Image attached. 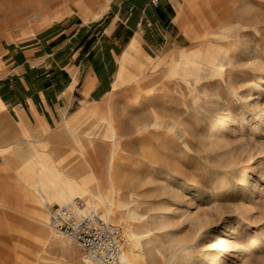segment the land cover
<instances>
[{"label":"rangeland","instance_id":"obj_1","mask_svg":"<svg viewBox=\"0 0 264 264\" xmlns=\"http://www.w3.org/2000/svg\"><path fill=\"white\" fill-rule=\"evenodd\" d=\"M2 1L12 5L0 10V34L12 38L22 31L33 38L53 23L68 28V36L76 29L92 34L90 41L94 38L97 48L108 25L101 22L114 18L112 12L106 14L109 0ZM214 3L222 6L218 7V27H214L215 19L206 18ZM174 4L184 35L199 20L215 24L200 34L208 39L195 44L190 41L183 49L157 50L151 58L134 53L128 64L120 63L126 41L105 43L116 54L109 63L113 68L107 76V91L42 137L30 138V154H9L14 158L11 172L17 174L36 149L30 166L23 170L30 174V191L15 178L13 186L27 194L0 192V264H85L80 248L47 225L48 211L38 198L53 194L60 186L52 172L61 170L62 164L73 165L77 159L87 171L88 148L90 159L100 164L93 170L97 179L91 192L95 206L89 212L123 224L127 238L130 231L137 234L140 248L133 253L142 260L133 264H212L215 259L227 264H264V73L251 65L256 59L264 66V0H175ZM222 27L226 30L218 32ZM202 45L205 52L198 54ZM219 47L232 50L221 60L223 71L218 73L213 55L222 52ZM205 68L210 73L197 72L188 83L182 80L187 77L183 70ZM94 74L97 79L104 76ZM256 85L262 87L257 95ZM222 114H229L232 123L221 138L229 144L233 159L225 150L212 147L205 132ZM109 117L120 136L116 143L109 139L105 123ZM66 131L73 134L84 157L70 147L69 139L68 146L64 144ZM112 152L113 167L133 186L123 180L122 188L116 187L114 209L107 216ZM250 160L256 170L246 175L243 170ZM171 192L184 199L180 209L191 203L199 217L210 216L205 230L210 238L204 239L205 232H196L180 213H171L170 208L175 207ZM76 199L84 205L82 198L74 196ZM55 204L63 205L48 197L47 205ZM241 206L247 209L244 214L237 211ZM224 230L233 231L227 249L213 240Z\"/></svg>","mask_w":264,"mask_h":264},{"label":"crops","instance_id":"obj_2","mask_svg":"<svg viewBox=\"0 0 264 264\" xmlns=\"http://www.w3.org/2000/svg\"><path fill=\"white\" fill-rule=\"evenodd\" d=\"M152 1L109 0L106 14L112 12L114 18L104 19L101 22L108 25L102 38L98 40L97 48L92 42L95 41L94 38L90 41L92 34H82L76 29L73 35L68 36V28L53 23L47 25L33 38H30V33L24 31L15 38L0 34L1 193L27 194L21 187L13 186L15 178L26 186L27 191H30V174L23 173V170L30 166V159L35 156L36 149H33L31 158L19 168L21 171L19 170L17 174L11 172L10 165L14 158L9 155L10 153L30 154V138L42 137L44 132L107 91V76L113 68L109 67V63L112 58L116 59L114 50L108 49L107 44L110 41L127 42L120 63L128 64L134 53L151 58L157 50L165 52L166 49H183L190 41L195 44L208 39L200 38V34L207 32L206 29H211L209 26L215 25L213 22L203 20L204 23H201L199 20L198 24H194L184 35L180 29L175 0H157V4H153ZM233 1L226 0L228 3ZM10 5L12 3L2 1L0 10L11 8ZM218 7L216 3L210 5L206 14L207 19L216 20L217 26L214 27L221 24L219 8L222 6ZM84 25L82 23L81 27ZM162 33L165 35L162 36ZM95 72L100 74V77L104 76L97 79ZM70 134L66 131L64 144L68 146L69 139L72 143L70 147L77 149L79 155L84 157L83 152L71 139V137L74 139L73 134L71 137ZM87 150L89 159L86 162L87 171L77 159H74L73 165L65 163L62 164L61 170H54L63 176V180L74 181L80 188H83V178L93 180L94 185L83 188L82 197L90 211L94 209L90 193L97 184L93 170L100 164H95L90 159V149ZM93 164L97 166L93 167ZM58 184L61 186L60 183ZM60 186H57L53 194L47 193V197L42 195L38 198V202L40 201L39 203L48 211V226L50 211L57 205L48 206V197L56 199L61 204ZM43 193L46 191L44 190ZM41 217L45 218L44 215Z\"/></svg>","mask_w":264,"mask_h":264},{"label":"bare ground","instance_id":"obj_3","mask_svg":"<svg viewBox=\"0 0 264 264\" xmlns=\"http://www.w3.org/2000/svg\"><path fill=\"white\" fill-rule=\"evenodd\" d=\"M245 13H247L248 14V12H249V9L247 8V9H245ZM247 14H245V15H247ZM224 27H225V25H224ZM224 27H222L221 29H219V31L218 32H222V31H225L226 29L224 28ZM238 29V28H237ZM243 29H241V31H242ZM235 31V30H234ZM227 33H230V32H227ZM221 36V35H220ZM229 40V39H228ZM226 44V43H225ZM228 47V46H227ZM220 49H222V52L221 51H217L215 54L216 55H213V60H216L217 61V67H218V70H217V72L219 73V72H222L223 71V65L220 63L221 62V60H224V59H227L228 58V56L230 55V51L232 50V49H230V48H225V47H219ZM218 48V49H219ZM203 53V52H205V48L203 47V45L201 46V48L198 50V54L199 53ZM207 52V51H206ZM197 54V56L196 57H198V56H200V55H198ZM185 57V56H184ZM256 60V59H255ZM255 60H253L252 62H251V65L253 66V68H254V70H256V71H261V72H263L264 73V66L262 67L261 66V63L260 62H258V61H255ZM191 64H195L194 63V61L193 62H191ZM228 67V66H227ZM210 71L211 70H209V68H205V69H193V70H183V73L187 76V77H185V78H183L182 80L185 82V83H188V79L190 78V77H194L195 76V74L197 73V72H202V73H210ZM191 72V74H189ZM152 89H154V88H151V89H149V90H147V92H151L152 91ZM159 89L161 90V86L159 87ZM260 91H262V87H261V85H256V86H254V94L255 95H257L258 93H260ZM149 97V96H148ZM150 113V112H149ZM230 118H229V114H222V115H220L219 117H218V119H217V121H216V123H214V124H212L211 126H210V128H209V130L208 131H205L207 134H208V138H209V141H208V143L212 146V147H214V148H216V149H223V150H225V153H229V154H227V155H230L231 156V159H233V155H231L230 154V152L228 151V143H227V141L226 140H224V139H222L221 137H223L224 135H222V132L224 131V130H227V129H229L230 128V126H232V123H231V121L229 120ZM105 123H106V125L108 126V130H109V139H111V142H113V143H116V141H118L119 139H120V136L117 134V132H116V129H115V127H114V125H113V123H112V119H111V117H109V119L108 120H106L105 121ZM72 135L70 134V137H71ZM221 138V139H220ZM71 139L73 140V138L71 137ZM115 145V144H114ZM146 150V149H145ZM116 157L118 156V158H120V156L118 155V154H116L115 155ZM251 156V155H250ZM153 157V156H152ZM151 157V158H152ZM111 173H110V175H109V179H110V184H111V191H110V197L108 196L107 197V216H108V214L110 215V213H112V211H113V207H114V202L116 201L115 200V196H116V194H117V189H116V187L118 186V185H120V187L122 188V186H121V184H122V182H123V180H125L123 177H122V174H121V172L119 171V168H116L115 166L113 167V163H114V153L112 152L111 153ZM155 160H156V158H154ZM236 159V158H235ZM146 161V160H145ZM157 161V160H156ZM235 161V160H234ZM234 161H232V160H230V163L231 162H234ZM236 163V162H235ZM234 164V163H233ZM234 166V165H233ZM255 170H256V167H255V164H254V161L253 160H250L249 162H248V165L244 168V172H245V174L246 175H250V174H253V173H255ZM264 172V171H263ZM90 173V172H89ZM92 173V172H91ZM52 176L53 177H55V179H57V181H58V183H60L61 184V186H60V194H59V196H61V198H62V203L63 204H70V203H73V202H75V201H77V199L76 200H73V197L75 196V197H79V198H82L83 197V195H84V191H83V188H80V186L76 183V182H74V181H70V180H63L64 178H63V176L61 175V174H59L57 171H55V170H53V172H52ZM89 176V175H88ZM85 177V176H84ZM87 177V176H86ZM86 178H83L82 180H84L83 181V187H86V188H90L91 186H92V184L94 185V183H93V180H91V179H89V178H87L86 180H85ZM128 179H130V178H128ZM141 180V179H140ZM263 180H264V178H263ZM149 181H151V179H149ZM127 182V183H126ZM131 182V181H130ZM136 182H138V181H136ZM135 182V183H136ZM52 184H54V182L52 181L51 182ZM123 183H126V185L127 186H129V187H132L133 185H132V183H129V181H127V180H125ZM134 183V184H135ZM138 183H140V182H138ZM150 183H152V182H150ZM140 185H141V183H140ZM136 187H138V185L136 184L135 185ZM125 187V186H124ZM124 187H123V189H124ZM144 187V186H143ZM164 187V186H163ZM162 186L160 187L161 188V190L162 189H164ZM127 188V187H126ZM125 188V189H126ZM139 188V187H138ZM141 188V187H140ZM128 191H129V189H128ZM171 195H172V197L171 198H173V200H174V202H175V207L172 209V208H170L171 209V213H173V214H179L182 218H183V220L186 222V223H188L193 229H195L196 230V232H201V231H203V232H205V230L208 228V225H209V222H210V220H211V218H210V216H208V214H204L203 215V217H199L198 216V213H196V212H193L192 210H191V207H192V204L191 203H187V207L186 208H184V209H180L181 208V206L183 205V203L185 204V202H184V199H182L181 198V196H180V194L179 193H173V192H171ZM90 196H91V193H90ZM186 199V198H185ZM73 200V201H72ZM72 201V202H71ZM119 203H122V202H120V201H118ZM112 203V204H111ZM84 205H85V203H84ZM117 207H120V206H122L121 204H115ZM124 205V204H123ZM92 206V205H91ZM95 206V205H94ZM125 207V206H124ZM237 211H238V213L240 212V213H245L246 211H247V209L245 208V207H243V206H241V208H239V209H237ZM128 213L130 212V211H127ZM126 212V213H127ZM90 213H96V212H89V210L88 209H86V205H85V208L83 209V210H78L77 211V214L78 215H85V214H90ZM97 214H99V213H97ZM128 215V214H127ZM101 216V215H100ZM241 217V216H240ZM101 218H103L102 216H101ZM209 218H210V220H209ZM104 219V218H103ZM182 220V221H183ZM124 221V220H123ZM137 221V220H136ZM211 223V222H210ZM212 227V226H211ZM211 229V228H210ZM231 229V228H230ZM194 230V231H195ZM54 231V230H53ZM233 233V231H231V230H224L223 232H220V233H218L217 234V236H215L214 238H213V240H214V242L216 243V245L218 246V247H220V248H225V249H227L228 247H226L227 245H228V236L230 235V234H232ZM203 234V233H202ZM197 235V234H196ZM201 235V234H200ZM200 235L198 236V237H200ZM204 235V239L205 238H210V236H208V231L207 232H205V234H203ZM136 237H137V234H135V232H132V231H130L129 232V235H128V238H127V240H128V243H127V246H126V249H125V251H124V254H123V256H122V258L120 259V261H119V263L118 264H133V261H137L139 258H141V260H142V257L140 256V255H136V254H134L133 253V249H136V248H140V244H139V242H138V239H136ZM202 238V237H201ZM203 240V239H202ZM204 245H207V244H204ZM203 245V246H204ZM208 245H209V247H212V245L210 246V244L208 243ZM205 247V246H204ZM207 247V246H206ZM205 247V248H206ZM217 247V248H218ZM208 248V247H207ZM220 248H218V249H220ZM149 250H151V248H149ZM207 250V249H206ZM222 252V251H221ZM224 255V254H223ZM227 257H225V259H226ZM83 262L85 263V264H95V262H93V261H91V260H88V259H84L83 260ZM170 264V263H169ZM212 264H227V262L226 261H224V260H220V259H215V260H213V263Z\"/></svg>","mask_w":264,"mask_h":264},{"label":"built area","instance_id":"obj_4","mask_svg":"<svg viewBox=\"0 0 264 264\" xmlns=\"http://www.w3.org/2000/svg\"><path fill=\"white\" fill-rule=\"evenodd\" d=\"M157 4V0L152 1ZM80 201L56 205L49 214V227L75 243L85 259L96 264H118L128 240L123 224L110 223L97 213L78 215Z\"/></svg>","mask_w":264,"mask_h":264}]
</instances>
